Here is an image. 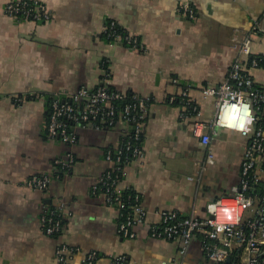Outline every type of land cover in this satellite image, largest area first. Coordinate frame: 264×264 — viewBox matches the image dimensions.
I'll return each instance as SVG.
<instances>
[{
    "label": "crops",
    "instance_id": "0c3cea01",
    "mask_svg": "<svg viewBox=\"0 0 264 264\" xmlns=\"http://www.w3.org/2000/svg\"><path fill=\"white\" fill-rule=\"evenodd\" d=\"M16 0H0V264H56L60 244L72 249V264L91 252L94 264H212L194 238L184 256L177 239L156 238L150 226L159 214L175 211L203 217L208 203L233 194L238 185L246 138L226 128H206L204 146L193 135L191 121L180 119L178 99L189 85V99L210 123L215 101L203 89L223 81L239 42L251 37L253 53L264 54V40L252 33L264 12V0H38L48 12L46 22H19L5 13ZM194 11L189 18L180 6ZM114 20L136 37L139 49L109 43L104 26ZM106 72L110 87L124 96L150 99L143 125L140 159L125 166L120 187L138 195L146 220L133 227L134 237L118 231L119 212L92 192L110 166L104 158L117 147L128 125L112 129L76 128L77 143L68 145L46 136L50 101L83 87H98ZM264 87V73L254 70ZM207 147L215 163L205 164ZM73 158L59 178L55 161ZM50 175L44 191L29 189L33 176ZM59 210L61 231L44 234L40 216Z\"/></svg>",
    "mask_w": 264,
    "mask_h": 264
},
{
    "label": "built area",
    "instance_id": "2783aa9c",
    "mask_svg": "<svg viewBox=\"0 0 264 264\" xmlns=\"http://www.w3.org/2000/svg\"><path fill=\"white\" fill-rule=\"evenodd\" d=\"M180 10L189 18L194 11L187 3ZM5 13L19 22H46L49 12L38 0H16L5 6ZM114 21H107L104 26V37L109 43H120L128 49H139L136 37L127 34ZM256 33L264 40V12L253 26ZM239 56L231 61L228 73L223 81L209 85L203 89L205 96L213 97L215 111L210 123L201 119L199 106L189 99L190 86H184L175 97H169L168 103L176 98L181 107L180 119L191 121L192 133L204 146L210 142L211 136L205 132L208 127L212 131L221 127L229 129L234 138H246L240 166V179L232 187L233 194L216 199L205 207L203 217L191 213L180 215L175 211H163L159 214L160 223L150 226V234L156 238L177 239L180 242L179 255L184 256L190 242L201 237V251L212 263L220 264L235 258L236 264L264 263V195L258 194L256 184L264 176V87L256 83L254 70L264 73V54L253 53L251 37L248 35L239 42ZM110 73L106 72L101 84L94 89L79 88L65 99L55 97L50 101V112L46 122V136L50 140H58L68 145L77 143L76 128H90L96 131L112 129L117 122L128 125L120 144L108 149L104 155L110 163L95 181L92 192H100L105 203L119 212V233L133 238V227L143 223L147 211L141 206L136 194L125 196L119 182L125 174V166L143 156L142 132L147 117L149 98L130 95L126 98L122 93L110 87ZM232 105H247L250 123L243 131L219 126L224 110ZM215 163L214 153L207 147L205 164ZM73 165V158L68 155L64 160L55 161L54 178L68 171ZM52 176H33L26 181L29 189L44 191ZM40 227L44 234L54 236L61 231L62 220L57 209L44 210L40 216ZM72 249L60 244L55 251L56 264H72L69 254ZM102 256L91 252L81 264H94ZM113 262L123 264L124 257H114ZM172 264H182L181 260Z\"/></svg>",
    "mask_w": 264,
    "mask_h": 264
},
{
    "label": "clouds",
    "instance_id": "9594fccd",
    "mask_svg": "<svg viewBox=\"0 0 264 264\" xmlns=\"http://www.w3.org/2000/svg\"><path fill=\"white\" fill-rule=\"evenodd\" d=\"M249 110L247 105L236 106L232 105L226 108L220 118L219 126L234 128L238 131H243L245 125L250 123Z\"/></svg>",
    "mask_w": 264,
    "mask_h": 264
},
{
    "label": "trees",
    "instance_id": "16d2710c",
    "mask_svg": "<svg viewBox=\"0 0 264 264\" xmlns=\"http://www.w3.org/2000/svg\"><path fill=\"white\" fill-rule=\"evenodd\" d=\"M120 30H122V29L120 28ZM174 102H176V101H173L172 103H174ZM179 105H180V103H179ZM262 164L264 165L263 162H262ZM255 188H256V191L258 192V194L264 195V176H261V179L258 180V183L256 184ZM129 193H131V192L126 191L125 192V196L129 195ZM131 194L133 195V193H131ZM231 195L232 194L227 195V196H231ZM60 219H61V217H60ZM220 264H236V260H235V258H232L231 260H229V261L226 260V261H224L223 263H220Z\"/></svg>",
    "mask_w": 264,
    "mask_h": 264
},
{
    "label": "water",
    "instance_id": "95a60500",
    "mask_svg": "<svg viewBox=\"0 0 264 264\" xmlns=\"http://www.w3.org/2000/svg\"><path fill=\"white\" fill-rule=\"evenodd\" d=\"M226 260H227V261H229V260H230V258L228 257Z\"/></svg>",
    "mask_w": 264,
    "mask_h": 264
}]
</instances>
